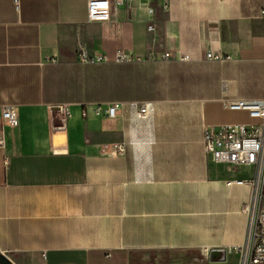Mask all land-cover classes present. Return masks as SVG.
I'll return each mask as SVG.
<instances>
[{"label":"crops","instance_id":"crops-1","mask_svg":"<svg viewBox=\"0 0 264 264\" xmlns=\"http://www.w3.org/2000/svg\"><path fill=\"white\" fill-rule=\"evenodd\" d=\"M88 1L0 0V251L16 264H239L254 169L215 163L204 128L232 123L223 97H264V0H110L106 21ZM101 102L122 104L108 117Z\"/></svg>","mask_w":264,"mask_h":264},{"label":"built area","instance_id":"built-area-1","mask_svg":"<svg viewBox=\"0 0 264 264\" xmlns=\"http://www.w3.org/2000/svg\"><path fill=\"white\" fill-rule=\"evenodd\" d=\"M116 4L131 0H114ZM167 7L168 0H162ZM87 14L90 21H106L111 18L112 7L110 0H89ZM264 17V9L262 11ZM80 59L84 62H99L108 60L107 55L99 54L89 56L81 48ZM171 52L166 51L164 58L169 59ZM207 58H217L213 52L206 54ZM181 61L192 60L189 54H181ZM131 56L120 51L116 61L130 60ZM225 109L245 111L254 119L253 122L222 123L204 128V146L206 153L215 163L224 164L232 171L243 167H253V176L250 179L252 186L250 200L245 204L244 211L248 214L247 235L244 244L240 247L241 259L239 264H264V97L258 99H234L223 97L221 99ZM120 102L95 103L94 112L115 117L121 108ZM58 110L65 115L70 114L67 104L59 105ZM146 112V107L141 108ZM86 113V112H85ZM2 118L4 125L12 128L19 126V114L15 107L3 108ZM4 145L3 129L0 127V146ZM122 149V146H117ZM245 180L237 179L228 183H243Z\"/></svg>","mask_w":264,"mask_h":264},{"label":"rangeland","instance_id":"rangeland-1","mask_svg":"<svg viewBox=\"0 0 264 264\" xmlns=\"http://www.w3.org/2000/svg\"><path fill=\"white\" fill-rule=\"evenodd\" d=\"M221 117L224 122L242 121L244 123H250L254 121L245 111L225 110L221 113Z\"/></svg>","mask_w":264,"mask_h":264},{"label":"water","instance_id":"water-1","mask_svg":"<svg viewBox=\"0 0 264 264\" xmlns=\"http://www.w3.org/2000/svg\"><path fill=\"white\" fill-rule=\"evenodd\" d=\"M0 264H16L14 261L5 253L0 251Z\"/></svg>","mask_w":264,"mask_h":264}]
</instances>
